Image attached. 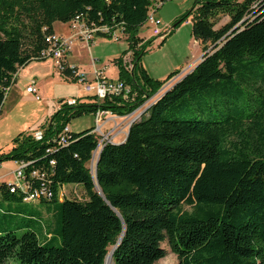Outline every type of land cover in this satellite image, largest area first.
Wrapping results in <instances>:
<instances>
[{"label":"trees","instance_id":"trees-1","mask_svg":"<svg viewBox=\"0 0 264 264\" xmlns=\"http://www.w3.org/2000/svg\"><path fill=\"white\" fill-rule=\"evenodd\" d=\"M152 1L0 0V110L18 68L44 59L54 22L78 17L120 30L131 55L130 67L113 59L127 97L62 101L40 138L19 132L0 152V164L26 163L27 186L0 182V264H104L113 247L114 264H155L164 242L174 264H264V0H195L173 22L161 43L190 16L202 59L147 105L123 141L103 144L93 172V127H68L60 142L71 118L126 116L163 85L140 66L154 40L138 35ZM220 16L228 20L216 26ZM57 71L75 82L66 58ZM39 187L49 195L24 200Z\"/></svg>","mask_w":264,"mask_h":264},{"label":"rangeland","instance_id":"rangeland-1","mask_svg":"<svg viewBox=\"0 0 264 264\" xmlns=\"http://www.w3.org/2000/svg\"><path fill=\"white\" fill-rule=\"evenodd\" d=\"M194 1L195 0H166L155 12L156 18L160 21L159 27L165 28V30L171 28L173 22L178 19L179 16L187 13L192 8ZM227 20L228 17L220 16L216 26L223 24ZM186 22L188 25H186ZM59 26L60 25L57 27ZM152 29V24L150 22H145L139 27L138 30V35L144 39L154 37V40L147 47L146 52L141 57L140 66L151 77L164 81L162 85L164 86L174 77L172 76L171 78L167 79L168 75L173 72L175 68L180 71L183 70L190 63V61L194 59L199 51L201 52L202 46L197 45L191 35L190 16L180 23L178 27L174 29L162 43L159 37L152 34ZM79 42L82 41H75L70 47L72 48V55H74V57H79L85 52L84 49L86 45H84L85 47L83 49L80 47L81 43ZM82 43L85 44V42ZM90 47L95 55L93 57H98L102 63L107 62L109 69L111 68L110 60L115 57L122 55L126 57L129 56L131 59L129 52L124 53L128 47V43L125 39V35L122 34L118 39H113L106 36H95L93 40H91ZM127 64H129L128 67H130V60L127 62ZM169 85H166L161 92H163ZM152 100L153 98L146 101L140 109L147 106ZM37 104H39V101L26 102L22 108L16 112H13L11 116L6 118L4 117L3 113L0 115V152H6L9 149L12 137H15L19 131H21L18 130L20 122H22L25 117L36 110L38 107ZM134 114H137V112ZM134 114L132 116H134ZM26 119L28 120L29 118L27 117ZM27 120L23 121V124H26L25 122H28ZM107 123L108 125H111L112 120H108ZM95 126V116L91 113L73 117L68 123L69 129L75 133L90 127L95 128ZM25 129H27L24 130L26 133L32 134L38 131V129H35L34 131L30 130L31 132H28V128ZM94 165V162H90L89 167H94ZM15 167L16 164L13 161L2 162L0 164V182H13L14 177L12 171ZM69 189V186L63 187V194H68ZM29 204H33V202H30ZM43 216L47 218L48 214L43 212ZM162 246L166 249V255L158 260L155 264H174L177 261L176 255L171 251L167 243H162Z\"/></svg>","mask_w":264,"mask_h":264},{"label":"crops","instance_id":"crops-1","mask_svg":"<svg viewBox=\"0 0 264 264\" xmlns=\"http://www.w3.org/2000/svg\"><path fill=\"white\" fill-rule=\"evenodd\" d=\"M58 25L60 26L57 27ZM186 25H188L187 22ZM53 33L60 35L65 39H68L71 45L74 44L75 41L85 42L75 36V30L72 27L71 22H54ZM117 33L121 35L119 31H117ZM95 36L103 35L97 34ZM82 42H79L81 43L80 47L84 49V45H86L84 54L80 55L79 57H74V55H72V48H70V51L66 57L67 62L71 65H75L80 71L84 72L87 78L90 80L95 77V71L98 72V74L102 78L118 80V68L113 63V59L117 57L110 60V70L108 68L107 62L102 63L98 57H93L95 55L90 47L91 42H85V44ZM194 42L197 45H200V43L195 39ZM203 54V50H201V52L199 51L194 59H192L183 70L180 71L175 68L174 70H178V72L172 78L174 80L169 86H171L175 81L180 79L186 73L190 72L201 60ZM123 60L127 63L129 62L130 58L129 56H123ZM31 80L35 81L36 94L26 91V87L30 84ZM166 85L167 83L162 86V88L152 98L155 99L156 96L159 95L158 93H160ZM35 95H38L39 99H36ZM87 95L91 94L85 93L79 84L65 79L57 71L52 59L44 58L41 60H32L26 65L19 67L17 72L15 73L13 83L8 88L3 104L1 106L0 115L3 113L4 117L7 118L11 116L13 112H16L17 110L22 108L24 104H26V102L39 101L36 110L27 116L29 119L27 120V117H25V119L20 122L18 127V130H21L19 132H25L24 130H27L25 128H28V132L30 130L34 131L35 129L39 130L40 126L47 122L49 117L57 110L62 101L68 102L70 100L80 98L81 101L88 102V99L85 98V96ZM146 107L147 106H145L144 109ZM133 114L134 112L126 116H117L111 114L110 112L106 113L105 118L112 120V124L108 125V123H106L104 128L107 130L113 129L114 136L112 137V142L118 143L125 139L129 127L127 123L129 122L130 117ZM25 120H27L28 122H25L26 124H23V121ZM114 121L116 122V128H113Z\"/></svg>","mask_w":264,"mask_h":264},{"label":"built area","instance_id":"built-area-1","mask_svg":"<svg viewBox=\"0 0 264 264\" xmlns=\"http://www.w3.org/2000/svg\"><path fill=\"white\" fill-rule=\"evenodd\" d=\"M161 5L162 2L160 0H153L148 7V13L146 19V22H150L153 26L152 34L159 38H162L169 31V28L165 30V28L159 27L160 21L155 16V12L157 11L158 8H160ZM71 24L75 30V36L85 41L86 43H90L91 40L94 38V36L97 34H110V37L113 39H118L120 37L117 31H119L122 35H124L123 32L120 30L113 31L112 33H110L109 28L107 26H96L93 23H87L82 18H78V17L74 21H72ZM45 41L47 42L48 47L41 52V57L52 59L55 68L57 70H60L62 68L63 59L67 57L70 51V45H71L70 41L55 33L47 35L45 37ZM69 66L73 68L72 73L75 77V82L82 87L85 93L94 95L98 100H103L107 96L121 95L122 97H127V94L129 92V86L123 83L122 81L102 78L96 71L94 72L95 77L90 80L87 78L86 74L80 71L75 65L69 64ZM173 80L174 79L170 80L167 83V85L173 82ZM26 91L36 94L34 80H31L30 84L26 87ZM35 98L39 99V96L35 95ZM68 102L73 103L74 100H70ZM142 105L139 108H137L135 111H133L134 113L137 112V114H134V116L130 117V120L127 123V125H129L131 121L136 119L144 110V108L140 109ZM107 112L108 111L97 110L94 114L96 126L95 128H93L92 132L96 133L99 136V140L95 150L92 153V158L90 161L91 163L93 162L95 163L98 153L101 150L103 144H105L106 142H111L112 137L114 136L113 129L107 130L104 128L105 124L107 123V120H109L105 118ZM113 124H114L113 128H116L115 121L113 122ZM67 131H68V126H65L63 131L59 134L60 142H64L62 134ZM40 134L41 132L37 131L36 133H34V136L36 138H40ZM25 166L26 163H22V162L16 163V167L12 171L14 181L11 191H14L16 188H19L24 191L26 190L27 186L25 184L24 174H23V168ZM94 167L90 168L91 172L94 171ZM47 195L49 194L45 188L43 187L34 188L25 194L24 200L27 202H34L37 201L41 196H47ZM61 195H64L63 189L61 191Z\"/></svg>","mask_w":264,"mask_h":264},{"label":"water","instance_id":"water-1","mask_svg":"<svg viewBox=\"0 0 264 264\" xmlns=\"http://www.w3.org/2000/svg\"><path fill=\"white\" fill-rule=\"evenodd\" d=\"M203 55H204V54H203ZM202 57H203V56H202ZM201 59H202V58H201ZM160 89H161V88H160ZM160 89H159V90H160ZM159 90H158V91H159ZM158 91H157V92H158ZM163 93H164V92H163ZM131 122H132V121H131ZM130 124H131V123H130ZM130 124H129V125H130ZM100 151H101V150H100ZM100 151H99V153H100ZM99 153H98V156H99ZM98 156H97V159H96V161H95V165H97V162H98ZM98 192L101 194V190H100V189H98ZM113 249H114V247H113L112 250L108 253V255H109V254H110V255L112 254Z\"/></svg>","mask_w":264,"mask_h":264},{"label":"bare ground","instance_id":"bare-ground-1","mask_svg":"<svg viewBox=\"0 0 264 264\" xmlns=\"http://www.w3.org/2000/svg\"><path fill=\"white\" fill-rule=\"evenodd\" d=\"M105 263L106 264H113V261H112V257L111 255H107L106 259H105Z\"/></svg>","mask_w":264,"mask_h":264}]
</instances>
